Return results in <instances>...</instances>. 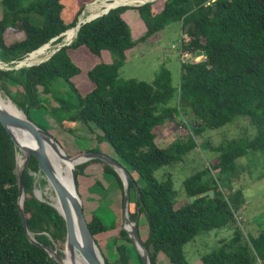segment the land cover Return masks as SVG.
<instances>
[{
	"label": "trees",
	"instance_id": "16d2710c",
	"mask_svg": "<svg viewBox=\"0 0 264 264\" xmlns=\"http://www.w3.org/2000/svg\"><path fill=\"white\" fill-rule=\"evenodd\" d=\"M91 1L0 0V61L11 66L53 37L44 45L61 42L73 29L84 4ZM103 1L112 0L94 2ZM127 9L137 13L144 27L134 40L121 17ZM174 21L182 34L177 81L172 83L162 65L150 82L119 79L118 68L134 46ZM9 35L11 42H7ZM197 50L204 55L186 62ZM0 90L47 132L43 117L69 134L78 123L96 133L97 141L110 145L115 160L128 173L127 215L136 224L150 264H188L183 246L197 235L218 229L230 230L229 237L219 238L214 248L201 254L199 264L264 263V232L256 236L243 233L236 214L244 197L241 186L235 185L246 171L236 160L246 150L264 153V0H152L110 8L81 23L70 43L46 60L0 69ZM186 115L188 121L183 120ZM237 116L253 128L252 136L244 131L216 145L207 139L196 141L205 129L219 128ZM171 125L184 133L158 145L160 130ZM195 148L206 154L209 149L213 157L205 156L206 165L182 180L185 199L179 201L170 172L154 173L182 161ZM15 152L0 123V264H58L26 237L16 205ZM90 162L100 163L101 172L113 177L122 207L120 178L103 161L89 159L75 165V179ZM37 173L41 175L31 155L21 176L26 226L36 242L62 256L64 221L50 201L34 195ZM38 183L46 181L40 177ZM100 186L97 180L88 184L90 195L81 199L84 219L101 251L95 237L116 228L120 211L113 208L112 213L106 208L100 212L97 205L84 213V201L100 200L92 197L102 194ZM97 212L104 214L108 223ZM141 215L146 223L143 235L138 224ZM108 243L114 254L108 260L101 252L105 264H141L121 227Z\"/></svg>",
	"mask_w": 264,
	"mask_h": 264
},
{
	"label": "rangeland",
	"instance_id": "374dc122",
	"mask_svg": "<svg viewBox=\"0 0 264 264\" xmlns=\"http://www.w3.org/2000/svg\"><path fill=\"white\" fill-rule=\"evenodd\" d=\"M21 1L25 3L29 0ZM100 3L106 2L103 1ZM85 6L86 5L84 4L83 9ZM84 11H86V9ZM121 17L125 20L129 28L131 39L134 40L139 38L144 30H142L140 26L141 31L138 32L137 25L140 22L136 18V12L127 9L121 14ZM181 36L182 34L180 33L179 24L174 21L166 24L162 29L151 34L145 40L138 42L132 51L128 53L123 64L118 68V78L121 80L131 78L150 82L154 73L162 65L169 71L172 83H175L177 81L180 60L182 58L179 56V40ZM11 41L12 36L9 35L7 37V42ZM199 58L200 56L196 57L195 60H198ZM1 67L5 69L9 66L8 64H1L0 68ZM31 118L42 126H45V122L49 124L46 125V129L51 135H53L64 153L68 156L72 157L82 151H96L112 159H116V155L107 142L104 140L97 141L95 139L96 133H90L87 130L82 129L78 123H74L73 132L72 134H69L56 128L55 123L51 125L50 120H47L45 117H43L45 122L37 119L34 114H31ZM189 119L190 118L187 115L183 116L184 121H188ZM244 131L247 136H252L254 132L246 119L237 116L233 121L226 123L219 128L211 130L205 129L201 133V137L196 138V141L200 142L207 139L211 145H216L223 139L237 137ZM182 133H184V130L179 126L176 128L172 127V125L169 127L164 126L160 130L156 143L158 145H165L176 135L182 136ZM206 152L207 154L204 151L195 148L191 152H188L182 161H179L168 168L160 169L154 174L155 176H158L160 174L163 175L165 171L170 172L173 180V187L177 191V198L179 201H183L185 199V194L182 188V180L194 170L200 168L202 164L206 165L205 156H209L210 158L213 157L209 149H207ZM20 158H22L21 155ZM236 164L246 168V171L242 172L235 182L236 186H241L244 197V204L237 212L236 218L240 223V227L244 234L256 236L260 231L264 232V175L260 176V173L264 170V153L246 150V152L236 160ZM101 170L102 166L100 163L90 162V164L83 169L82 174H79L76 178V191L82 203V200H85V197L90 195L88 194L87 185L94 183V181L97 180L103 186L99 187L102 194L96 193L95 195H92V197L95 199L100 197V200L96 202L84 201V213L86 210V214H88V210H91L97 205L102 208L100 212L107 209L112 213H114V209L120 211V217L118 216L117 219L115 218V220H117L116 228L105 231L95 237L101 249V251L99 250L100 253L102 252L108 260H111L114 254V248L108 247V242L114 236L117 227H121L122 225L123 208L120 207V192L115 180L112 176L103 174ZM211 172L215 173V170H212ZM40 177L43 176L39 173L34 175L35 194L41 199H47L51 203H54L55 197L51 187L47 183L40 185L38 183ZM222 190L224 192L227 191L226 189ZM97 215L100 216L104 223H108L109 220H107L104 214L97 212ZM138 222L140 226V234L143 235L146 223L142 218V215L139 217ZM229 235L230 230L226 229L212 230L207 234L197 235L193 241H189L183 246L184 256L187 263L199 264V256L201 254L214 248L217 245L219 238H227ZM61 253L64 254V250L61 251ZM253 264L264 263L256 260Z\"/></svg>",
	"mask_w": 264,
	"mask_h": 264
},
{
	"label": "water",
	"instance_id": "95a60500",
	"mask_svg": "<svg viewBox=\"0 0 264 264\" xmlns=\"http://www.w3.org/2000/svg\"><path fill=\"white\" fill-rule=\"evenodd\" d=\"M94 1L95 0H92L91 2L85 4L86 5L85 8L81 10V12L77 17L75 25L71 28H75V30L77 31L81 23L89 21L90 19L107 12L108 9L119 5H129V4L112 5L102 9L100 12H97L90 17H86L84 15V10L89 4H91ZM147 1H152V0H145L142 1L141 3H136L133 5H139ZM68 29H66L65 31H67ZM65 31L60 33V35L61 34L63 35ZM55 38L56 37L51 38L48 42L52 41ZM70 41L57 43L58 45H56V47L46 57H44L38 62H34V63L23 62V60L28 58L30 53H32L37 49L36 48L30 51L25 57L15 62L13 65L11 66L8 65L9 67H6L5 69H12V68L17 69L22 66L26 67L44 61L53 52L58 50L61 46L69 44ZM48 42L44 44H47ZM201 54L204 55V51L197 50L194 53L189 54L185 58V61L187 62L190 59L195 60L196 57L199 56L201 57ZM0 63L7 65V63H4L2 61H0ZM0 69L3 68L1 67ZM0 123L5 128L7 134L9 135L13 143V146L16 148V151H18L22 157L19 164H17L15 157V176H16V184H17L16 205H17V212L19 218L21 220L22 226L25 229L26 237L30 243L42 248L50 257H52L58 264H60L61 259L60 256L57 254L56 250L36 242L26 226V219L22 209L23 193H22L21 176H22V171L25 168L29 157L32 155L37 161L38 172L41 173L46 183L51 187L54 197L58 203V208H57L54 205V203L47 201L56 209V211L60 214V216L64 221L65 235H64L63 248L68 250L69 252H73L74 250H76L88 264H105L103 257L84 219L82 213V203L76 191V179L74 173L76 164H80L89 159H98L111 166L112 169L117 173L118 177L120 178L123 189V196H122L123 212H122L121 228L127 232V236L129 237L131 244L135 248L140 258L141 264H150L148 253L144 248L140 240V237L137 233L136 224L134 221H130L127 215L128 173L115 159H112L96 151H82L72 157L68 156L66 153H64V151L62 150L58 142L55 140V138L52 135H50L47 131L36 125L31 120H29L24 114L22 118L15 116L10 112V110L5 108L1 104H0ZM20 129L26 131L32 137L34 141L33 146L26 144L24 141L20 139L19 137ZM46 147L53 150L58 155V157H60L63 160H71V159L79 158L78 161L75 164L71 165L67 171V175H68L67 184H64L61 180L58 179L46 155ZM33 193L36 196V198L41 199L39 198V196L35 194V188H33ZM212 194L213 192L209 191L210 197L212 196ZM192 199L193 197H190V200ZM76 233H77V238H76Z\"/></svg>",
	"mask_w": 264,
	"mask_h": 264
},
{
	"label": "bare ground",
	"instance_id": "6f19581e",
	"mask_svg": "<svg viewBox=\"0 0 264 264\" xmlns=\"http://www.w3.org/2000/svg\"><path fill=\"white\" fill-rule=\"evenodd\" d=\"M140 1L143 0H112L106 3H94L92 5L89 4L86 7V11L84 12V15H86V17H90L93 14L100 12L102 9L112 6V5H118V4H135V3H141ZM145 1V0H144ZM92 5V6H91ZM91 6V8L88 10V8ZM88 10V11H87ZM76 33L75 28L71 29L61 40V42H69L70 40H72V38L74 37ZM56 45H58L57 43L53 44V45H43L41 47H39L38 49H36V51H33L32 53L29 54L28 58H26L25 60H23V62L25 63H34V62H38L41 59H43L44 57H46L55 47ZM1 66V64H0ZM0 104L2 106H4L5 108H7L8 110H10V112L12 114H14L17 117L22 118L23 117V112L18 109L15 104L9 99L7 98L2 91L0 90ZM19 137L22 141H24L26 144L29 145H34V141L32 139V137L24 130L20 129L19 130ZM46 155L50 161V164L52 165V168L54 169L57 177L59 180H61L64 184H67V180H68V175H67V171L69 169V167L73 164H75L78 159H71V160H63L60 157H58V155L51 150L50 148L46 147ZM15 157H16V162L17 164L20 163L21 158H20V154L19 152H15ZM34 174V173H33ZM54 205L58 208V203L56 201V199L54 198ZM76 238H77V233H76ZM64 250V254H62V256L60 257V264H88L81 256L80 254L74 250L73 252H69L66 249H62V251Z\"/></svg>",
	"mask_w": 264,
	"mask_h": 264
},
{
	"label": "crops",
	"instance_id": "0c3cea01",
	"mask_svg": "<svg viewBox=\"0 0 264 264\" xmlns=\"http://www.w3.org/2000/svg\"><path fill=\"white\" fill-rule=\"evenodd\" d=\"M134 11V10H133ZM85 12V11H84ZM123 13V12H122ZM137 14V13H136ZM137 18V20L140 22L137 26H138V32H140L141 30H140V26H141V28H142V30H144V27H143V24H142V22L140 21V19H139V17L137 16L136 17ZM138 34V33H137Z\"/></svg>",
	"mask_w": 264,
	"mask_h": 264
},
{
	"label": "built area",
	"instance_id": "2783aa9c",
	"mask_svg": "<svg viewBox=\"0 0 264 264\" xmlns=\"http://www.w3.org/2000/svg\"><path fill=\"white\" fill-rule=\"evenodd\" d=\"M184 38H186L185 36H183ZM186 55V53H184V56Z\"/></svg>",
	"mask_w": 264,
	"mask_h": 264
}]
</instances>
